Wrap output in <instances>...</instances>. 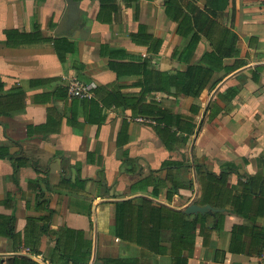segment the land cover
<instances>
[{"label":"crops","instance_id":"obj_1","mask_svg":"<svg viewBox=\"0 0 264 264\" xmlns=\"http://www.w3.org/2000/svg\"><path fill=\"white\" fill-rule=\"evenodd\" d=\"M68 1L0 0V264H89L94 205L100 264H264L263 252L210 254L226 251L234 226L246 242L264 239V0H70L71 25ZM188 67L207 80L200 96L169 87ZM73 82L90 95L71 96ZM197 163L233 166L226 187L244 198L223 231L172 253L167 228L159 251L119 232L109 199L180 207Z\"/></svg>","mask_w":264,"mask_h":264},{"label":"trees","instance_id":"obj_2","mask_svg":"<svg viewBox=\"0 0 264 264\" xmlns=\"http://www.w3.org/2000/svg\"><path fill=\"white\" fill-rule=\"evenodd\" d=\"M235 39V35L233 36ZM200 67H188L185 72L177 73L169 76V87L174 86L176 92H183L184 94H194L193 96H200V90L205 87L206 79L201 78ZM183 76V80L182 77ZM187 78V79H186ZM245 82L242 78L240 85ZM228 88V87H227ZM225 88V89H227ZM239 87L231 88L229 92V99H233L238 93ZM214 116V113L209 114V119ZM174 115L169 112L167 116L163 114L161 120L166 124H171L174 120ZM183 122L181 116H176L175 125L177 130H182L186 134L192 132V123L189 126H182ZM199 133V132H198ZM186 135V136H187ZM196 176L198 177V184L200 185V195L196 199L199 205L209 204L214 208L222 209L216 211L213 215V222L207 223V218L211 217L209 214L205 215H185L180 211L170 208L161 203L154 202L144 196L140 197V204L133 205L135 197L127 198L126 200L111 202L114 206V214L120 218L122 222L118 225L119 232L136 230V238H131L132 242L139 245H146L152 251L155 246H161L159 239V232L161 229L170 230L169 252L176 248L191 249L195 245V238L197 235L202 237V244L206 245L210 237V232L213 229L219 232L223 231L224 214L227 211H232L237 214L240 213V201L244 198L242 193L234 192L233 187H226L227 176L233 171L231 164H224L220 167L219 173L207 171L202 164L195 165ZM263 182V181H261ZM257 182L250 181L251 191ZM193 188V184H189ZM152 196L157 197V192H152ZM241 226H234L229 233V241L226 251L212 250L210 254L214 261H223L228 253H260L264 250V239L250 240L248 242L240 238ZM34 264H37L33 261ZM187 260L184 259L183 264ZM39 264V263H38ZM172 264H177L176 260Z\"/></svg>","mask_w":264,"mask_h":264},{"label":"water","instance_id":"obj_3","mask_svg":"<svg viewBox=\"0 0 264 264\" xmlns=\"http://www.w3.org/2000/svg\"><path fill=\"white\" fill-rule=\"evenodd\" d=\"M72 2L69 0L68 4H67V9H66V13L64 16V19L66 20L67 23H69V25L73 24L75 21H79L80 17L78 16H74L73 12V6H72ZM79 26H82V28H84V32H86L88 29L87 25H86V21H80V23H78V27L75 28V30L73 32H81L80 37H82V31L78 28H80ZM79 36V35H78ZM251 65H247L244 66L236 71H234L233 73L229 74L228 76H226L223 80L220 81V83L214 88V90L211 92L209 99L211 100L215 94L218 92V90L226 83L228 82L230 79L237 77L239 74H241L243 71L247 70L248 68H250ZM192 173H193V185H194V191H193V195L190 198V200L185 203L184 205L180 206V207H173L170 205H167L166 203H162L157 199H154L152 197L149 196H145L144 197L157 202V203H161L163 205H166L170 208H173L177 211L182 212L185 215H205V214H210L213 215L216 211L222 210V209H218V208H214L209 204H205V205H199L198 203H196V199L198 196V192H199V188H198V181H197V176H196V171L193 168L192 169ZM127 199V198H126ZM126 199H109L108 201H121V200H126ZM107 201V200H104ZM95 206L92 209V217H93V242H92V255H91V259L89 264H100L98 261H96V253H97V239H98V229H97V218H96V211H95Z\"/></svg>","mask_w":264,"mask_h":264},{"label":"built area","instance_id":"obj_4","mask_svg":"<svg viewBox=\"0 0 264 264\" xmlns=\"http://www.w3.org/2000/svg\"><path fill=\"white\" fill-rule=\"evenodd\" d=\"M91 87L86 84L73 82L68 86V93L73 97H88L91 93ZM264 253V250L262 251Z\"/></svg>","mask_w":264,"mask_h":264}]
</instances>
